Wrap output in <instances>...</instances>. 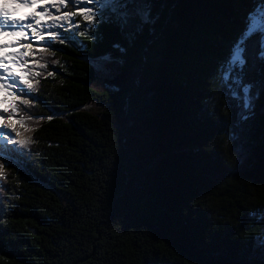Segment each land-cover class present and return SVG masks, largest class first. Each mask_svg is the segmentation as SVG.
<instances>
[{
    "label": "trees",
    "instance_id": "1",
    "mask_svg": "<svg viewBox=\"0 0 264 264\" xmlns=\"http://www.w3.org/2000/svg\"><path fill=\"white\" fill-rule=\"evenodd\" d=\"M132 2L152 20L133 21L131 38L115 23L88 29L79 11L51 47L44 32L21 66L32 102L4 97L6 118L14 105L43 118L13 116L12 137L31 142L0 180V264H264L257 37L246 121L221 80L261 0Z\"/></svg>",
    "mask_w": 264,
    "mask_h": 264
},
{
    "label": "snow or ice",
    "instance_id": "2",
    "mask_svg": "<svg viewBox=\"0 0 264 264\" xmlns=\"http://www.w3.org/2000/svg\"><path fill=\"white\" fill-rule=\"evenodd\" d=\"M25 6L42 5L45 6L43 11L34 13L29 20L31 22H22L13 20L12 17L15 14L14 10H9L6 6H0V36L12 35L20 36L25 33L26 30H31L32 37H39L40 40L44 39V32H47L51 37V41H46L45 47H51V43L59 36L58 28L63 27L62 22L72 21L69 17H72L79 11L83 14V19L88 22L86 27L92 31L95 30V23L109 22L115 23L119 27L122 33L126 34L128 38H131L132 32L129 31V26L133 21H138L136 29L138 30L141 25H147L151 23L152 17L150 12V6L147 4H134L132 0H58V3H52V8L57 13L60 12L61 6L67 8L69 4L72 5L75 11L63 12L60 15H53L51 9L46 5L49 0H19ZM4 3H18V0H4ZM39 17V18H37ZM41 21L48 27L37 29L41 26ZM49 21L51 24L49 25ZM79 27V25H75ZM67 30V29H65ZM83 35L84 32L79 33ZM257 37L259 45L260 58L264 57V0L251 11L246 17L245 29L242 31L240 37L234 42L230 49L229 57L223 66L221 73V80L225 89L228 91L232 100L239 102L240 115L239 119L246 121L252 111L255 95L253 93V86L251 83H246L243 79L244 69L247 64L246 52L247 43L249 40ZM29 37L25 36V39ZM17 47H26L29 52L13 53L11 54L13 63L17 66H23L27 61L22 57L29 55L32 48L31 44L27 45H9ZM120 51L124 49L120 48L119 44L115 45ZM9 57L4 56V46L0 45V92L5 90H11V94L20 100L23 105H29L32 101L27 97L32 95L34 91L33 83L26 77L15 76L10 68L7 67L6 61ZM40 67H47L46 64L40 65ZM40 75V73H36ZM48 75H54L53 72H49ZM39 83V81H36ZM21 85L23 87H21ZM20 110L25 111L29 115L30 119H42L43 117H32L28 113V109H18L15 105L12 108L11 116L5 117L0 114V180H3V169L8 166H23V160L26 153L22 151L26 149L28 143L31 141H20L12 137V133L16 131L14 127L15 121L13 116ZM0 112L7 113L8 109H0ZM53 117H47L52 119ZM10 129V131H9ZM19 135V133H17ZM15 145L16 147L9 148V145ZM15 157V158H14Z\"/></svg>",
    "mask_w": 264,
    "mask_h": 264
},
{
    "label": "rangeland",
    "instance_id": "3",
    "mask_svg": "<svg viewBox=\"0 0 264 264\" xmlns=\"http://www.w3.org/2000/svg\"><path fill=\"white\" fill-rule=\"evenodd\" d=\"M9 4L10 3H7V4H5V6L7 7ZM23 5L24 4H22V3L19 4V10H18V15H17L16 21H19L21 19V17L24 15V13H23V10H24L23 9ZM9 43H10V40H6V45L8 46V48L6 49V51L8 53L7 55H9L8 56L9 59H8L7 63H12L13 59H15V58L12 57L11 54H13V53H19V51H17V49H15V46H9V45H11ZM7 67L12 70L11 66L8 65ZM0 94H1V92H0ZM0 109H3L2 105H1V100H0ZM0 114H2V112H0Z\"/></svg>",
    "mask_w": 264,
    "mask_h": 264
},
{
    "label": "bare ground",
    "instance_id": "4",
    "mask_svg": "<svg viewBox=\"0 0 264 264\" xmlns=\"http://www.w3.org/2000/svg\"><path fill=\"white\" fill-rule=\"evenodd\" d=\"M1 105H2L3 109H6V104H5V102H3ZM4 114H6V113H4Z\"/></svg>",
    "mask_w": 264,
    "mask_h": 264
}]
</instances>
